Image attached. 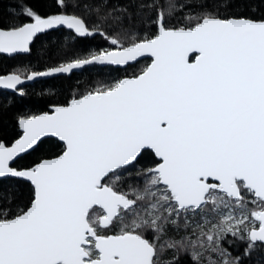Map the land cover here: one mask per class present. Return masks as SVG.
<instances>
[{
	"label": "snow or ice",
	"instance_id": "1",
	"mask_svg": "<svg viewBox=\"0 0 264 264\" xmlns=\"http://www.w3.org/2000/svg\"><path fill=\"white\" fill-rule=\"evenodd\" d=\"M227 6L214 0L173 27L158 9L157 33L143 38L108 36L77 15L44 18L27 4L17 7L31 22L0 23V53L27 52L37 34L59 25L80 36L103 34L114 46L27 80L152 58L138 75L73 96L50 113L21 117L20 138L10 147L0 142V178H21L33 189L29 204L15 211L11 196L0 201V264H161L166 249L189 247L202 264L205 252L227 255L220 241L229 233L246 241L245 255L264 245V18L224 15L219 9ZM175 7L170 3L167 15ZM20 84L18 73L0 75L6 88ZM47 136L63 142L61 154L11 166ZM148 150L159 162L137 173L143 188L121 190L122 174ZM181 212L220 219L197 223L195 239L161 242L169 226H179ZM208 264L217 261L209 256ZM222 264H239V257Z\"/></svg>",
	"mask_w": 264,
	"mask_h": 264
},
{
	"label": "trees",
	"instance_id": "2",
	"mask_svg": "<svg viewBox=\"0 0 264 264\" xmlns=\"http://www.w3.org/2000/svg\"><path fill=\"white\" fill-rule=\"evenodd\" d=\"M227 3V7L219 10L224 15H244L249 18H264V0H244L243 3L231 2V0H219ZM176 7L169 12V4ZM18 4H27L42 17L53 15H77L85 20L90 29L99 26L102 32L108 36L123 37L125 32H130L143 38L154 36L158 31L155 23L158 9L166 13L167 26H179L187 23L185 17L195 15L202 8L214 6V0H65V6H61L58 0H0V23L4 27L31 22L21 14ZM156 5L158 7H153ZM181 5H187L181 7ZM111 14L110 16L107 14ZM100 17H107L101 22ZM118 18V19H114ZM110 40L105 35L94 32L89 36H80L75 32L59 29L40 35L35 38L30 52L25 55L5 56L0 54V75L18 73L27 76L33 71H42L50 67L68 63L73 59L87 55L90 52L102 51L109 47ZM150 63L149 59L128 65L125 68L114 66H90L70 76L61 75L48 79H41L24 88L23 94L9 93L0 90V142L11 144L21 136L19 120L42 112L50 111L54 105H64L73 96H80L100 85H109L114 80L132 77ZM27 74V75H23ZM64 145L56 139L46 138L37 148L19 158L15 166L18 168L29 167L43 158H50L61 154ZM158 162L154 153L150 150L138 158L134 166L128 168L127 174L122 176L120 188L128 191L131 187L143 188L145 181L142 175L134 172L136 167L150 168ZM33 194L30 182L17 178H4L0 180V201L7 203L5 198L11 196L8 204L13 211L16 206L29 204ZM185 220L178 222L179 226L171 225L167 229V237L180 240L181 237L193 235L194 225ZM199 230H196V233ZM149 238L154 234L146 233ZM193 239V238H192ZM220 248L226 252L222 257L218 252H205L202 264H208V257L217 264H222L223 259L230 261L239 257V264H264V245H257L245 255L246 241H242L231 234L225 235L220 241ZM161 264H197L192 258V249H180L179 251L166 249L160 256Z\"/></svg>",
	"mask_w": 264,
	"mask_h": 264
},
{
	"label": "water",
	"instance_id": "3",
	"mask_svg": "<svg viewBox=\"0 0 264 264\" xmlns=\"http://www.w3.org/2000/svg\"><path fill=\"white\" fill-rule=\"evenodd\" d=\"M44 18H47V17H44ZM28 23H29V22H28ZM59 29H65V30H68V31H70V32H75L74 30L69 29L66 25L54 26V27L51 28V29L45 30L44 32L37 34V35L33 38V41L30 42L29 49L31 48V45L33 44V42H34V40H35L36 37H38V36H40V35H43V34H45V33L51 32V31L59 30ZM29 52H30V50L27 51V52H17V53H13V54H8V53H0V54H3V55H5V56H14V55H25V54H28ZM145 59H149V60H150V63H151V59H152V58L150 57V55L145 54V55L142 56V57H138L136 61H130V62H128L127 64H124V65H115V64H110V63H106V62H105V63H99V62H97V63H93V64L84 65V66H82V67H80V68L73 69V70H72L71 72H69V73H55V74H50V75H47V76L36 77V78H34V79H31V80H27V79H25L26 76H22V75H21L22 84L18 85V86H17V89H9V88L4 87L3 85H0V90L6 91V92H9V93H17V94H21V89L23 90L25 87H27V86H29V85H31V84H33V83H35V82H37V81H39V80H41V79H48V78L57 77V76H61V75H67V76H70V75H71L72 73H74V72H79V71H81L82 69H84L85 67H90V66H94V65H98V66H114V67H119V68H125V67H127L128 65L136 64L137 62L142 61V60H145ZM191 59H192V60H195V54H191ZM150 63H149V64H150ZM55 67H57V66H55ZM51 68H54V67H50V68L45 69V70H42V71H33V72H47V71H48L49 69H51ZM31 73H32V72H31ZM31 73H29L28 75H30ZM9 74H12V73H9ZM9 74H5V75H9ZM28 75H27V76H28ZM125 78H129V76H128V77H125ZM123 79H124V78H123ZM55 106H58V105H54V106H52V107L50 108V111H47V112L50 113V112L53 110V108H54ZM42 113H44V112H42ZM42 113H38V114H35V115H41ZM19 126H20V124H19ZM20 130H21V132H22V133H21V135H22V134H23V130L21 129V127H20ZM19 138H20V137H19ZM19 138H17L16 140H18ZM46 138H53V139H56V140H58L59 142H61V143L63 144V142L60 141L59 138L54 137V136L43 137V138L41 139V142H42L43 140H45ZM16 140H15V141H16ZM15 141H13L11 144L6 145V146H9V147H10ZM41 142H39L38 145H39ZM38 145H37V146H38ZM63 145H64V144H63ZM37 146L34 147L33 149L27 151L26 153L20 154V155L14 160V162L11 164V166H12V167H15V168H18V167L15 166L16 161H17L19 158L23 157L24 155H26V154H28V153L34 151V150L37 148ZM150 151H151V150H150ZM153 153H154V152H153ZM154 155H155V154H154ZM54 157H55V156H54ZM155 157H156V156H155ZM50 158H53V157H50ZM50 158H43V159H50ZM156 159H157L158 162H159V158L156 157ZM18 169H21V168H18ZM10 178H15V177H10ZM1 179H4V178H0V180H1ZM17 179H21V178H17ZM22 180H23V179H22Z\"/></svg>",
	"mask_w": 264,
	"mask_h": 264
},
{
	"label": "rangeland",
	"instance_id": "4",
	"mask_svg": "<svg viewBox=\"0 0 264 264\" xmlns=\"http://www.w3.org/2000/svg\"><path fill=\"white\" fill-rule=\"evenodd\" d=\"M110 44H111V42H110ZM113 48H114V46L111 44L109 47H107L106 49H104V50H113ZM145 68V67H144ZM23 75H27V74H23ZM118 79H116V80H114L112 83H114L115 81H117ZM112 83H110V84H112ZM109 84V85H110ZM24 90V89H23ZM22 90V91H23ZM158 163V162H157ZM155 165H152L151 167H154ZM134 172H136V173H141L142 172V169L141 168H139V167H136V169L134 168V170H133ZM140 171V172H139ZM127 172H129V171H127ZM127 172L126 173H123L122 174V176H124V175H126L127 174ZM142 178H143V180L145 181V177L142 175ZM245 197H246V199L247 200H251V197L247 194V193H245ZM248 207L249 208H252L253 207V205L251 204V203H249L248 204ZM185 220V221H187V222H191L193 225H194V228H195V226H196V224L197 223H200V224H203L204 223V221L205 220H209V221H211L212 223H216V222H218L219 221V219H220V216L219 215H217V214H212V213H209V214H205V213H202V212H198V213H192V212H181V215H180V218H179V221L180 220ZM178 221V222H179ZM206 230V229H205ZM230 234V233H229ZM152 235H153V233H152ZM199 235V231L196 233V235H194L193 236V239H195L196 238V236H198ZM150 239H152V238H150ZM205 254L206 253H204V256H205ZM203 258V257H202ZM226 259V258H225Z\"/></svg>",
	"mask_w": 264,
	"mask_h": 264
},
{
	"label": "bare ground",
	"instance_id": "5",
	"mask_svg": "<svg viewBox=\"0 0 264 264\" xmlns=\"http://www.w3.org/2000/svg\"><path fill=\"white\" fill-rule=\"evenodd\" d=\"M140 172V171H139ZM187 236V235H186ZM193 238V237H192Z\"/></svg>",
	"mask_w": 264,
	"mask_h": 264
}]
</instances>
